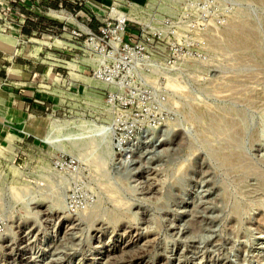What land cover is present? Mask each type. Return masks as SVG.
Listing matches in <instances>:
<instances>
[{"label":"rangeland","instance_id":"rangeland-1","mask_svg":"<svg viewBox=\"0 0 264 264\" xmlns=\"http://www.w3.org/2000/svg\"><path fill=\"white\" fill-rule=\"evenodd\" d=\"M208 1L206 63L123 156L85 66L27 82L42 105L0 138V264H264V0Z\"/></svg>","mask_w":264,"mask_h":264},{"label":"built area","instance_id":"built-area-1","mask_svg":"<svg viewBox=\"0 0 264 264\" xmlns=\"http://www.w3.org/2000/svg\"><path fill=\"white\" fill-rule=\"evenodd\" d=\"M72 5L43 11L68 34L64 49L72 62L102 85L105 105L113 111L114 147L123 156L133 139L168 122L167 82L187 78L191 63H206L203 35L211 17L213 26L221 25L222 13L217 16L208 0H73ZM54 77L66 79L60 72ZM78 164L71 156L56 162L69 172H77Z\"/></svg>","mask_w":264,"mask_h":264},{"label":"crops","instance_id":"crops-1","mask_svg":"<svg viewBox=\"0 0 264 264\" xmlns=\"http://www.w3.org/2000/svg\"><path fill=\"white\" fill-rule=\"evenodd\" d=\"M0 0V138L27 128L41 101L29 98L31 78L48 82L63 67L69 36L44 6L73 9V0ZM102 2V0H95ZM62 64V65H61ZM57 68V67H56ZM63 73V71H59ZM34 137V135H31ZM10 138V137H9Z\"/></svg>","mask_w":264,"mask_h":264},{"label":"bare ground","instance_id":"bare-ground-1","mask_svg":"<svg viewBox=\"0 0 264 264\" xmlns=\"http://www.w3.org/2000/svg\"><path fill=\"white\" fill-rule=\"evenodd\" d=\"M103 1V0H102ZM57 17H59V16H57ZM103 139H106V134H103ZM75 140V139H74ZM103 143V142H102ZM75 145V144H74ZM77 147V146H76ZM80 149H82V148H80ZM91 155V154H90ZM75 157H77L78 159H81L83 162H85V163H88V161L90 160L89 158H87L86 156H84L83 155V153H80V152H78L77 153V155H75Z\"/></svg>","mask_w":264,"mask_h":264}]
</instances>
